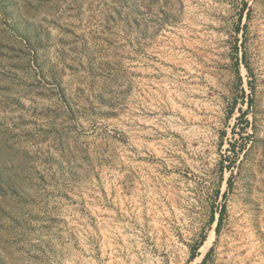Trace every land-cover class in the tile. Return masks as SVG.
<instances>
[{
    "label": "rangeland",
    "instance_id": "1",
    "mask_svg": "<svg viewBox=\"0 0 264 264\" xmlns=\"http://www.w3.org/2000/svg\"><path fill=\"white\" fill-rule=\"evenodd\" d=\"M202 263L264 264V0H0V264Z\"/></svg>",
    "mask_w": 264,
    "mask_h": 264
},
{
    "label": "trees",
    "instance_id": "2",
    "mask_svg": "<svg viewBox=\"0 0 264 264\" xmlns=\"http://www.w3.org/2000/svg\"><path fill=\"white\" fill-rule=\"evenodd\" d=\"M244 5H248V3L245 1V3H244ZM248 9H249V7H248ZM248 12H249V10H248ZM243 13H241L240 14V17H239V20L240 21H242V15ZM237 31L239 32L240 31V29H239V27H237ZM248 68V67H247ZM237 73H238V79L239 80H241V78H240V76H239V70H238V67H237V71H236ZM249 83H250V81H249ZM228 182H229V184L231 183V178H229L228 179ZM223 213H224V211L221 209L220 211H219V216H218V221H217V225H216V230L217 231H219V229H220V226H221V223H222V220H223ZM215 218V213H213L212 214V216H211V219L213 220ZM200 245H201V243H200ZM197 247H199V245H196V246H194L193 248H192V250H193V253H192V257H195V255H196V249H197ZM208 256H209V254H207L206 255V257L204 258V260H203V263H205V261L207 260V258H208ZM202 263V264H203Z\"/></svg>",
    "mask_w": 264,
    "mask_h": 264
}]
</instances>
